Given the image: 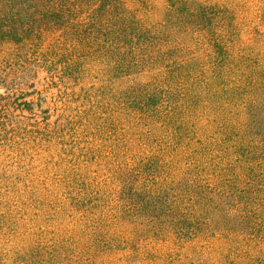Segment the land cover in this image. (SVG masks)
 Returning <instances> with one entry per match:
<instances>
[{
  "label": "trees",
  "instance_id": "1",
  "mask_svg": "<svg viewBox=\"0 0 264 264\" xmlns=\"http://www.w3.org/2000/svg\"><path fill=\"white\" fill-rule=\"evenodd\" d=\"M149 1L0 0V264H264V32Z\"/></svg>",
  "mask_w": 264,
  "mask_h": 264
},
{
  "label": "rangeland",
  "instance_id": "2",
  "mask_svg": "<svg viewBox=\"0 0 264 264\" xmlns=\"http://www.w3.org/2000/svg\"><path fill=\"white\" fill-rule=\"evenodd\" d=\"M166 0H153L150 4L164 6ZM203 6H215L219 10L229 12L232 21H228L226 26L230 30V40L234 43H247L251 40L252 34L264 32V0H193ZM33 91H46L41 87H35ZM4 90L0 89V94ZM36 97V96H32ZM30 99V98H29ZM28 99V100H29Z\"/></svg>",
  "mask_w": 264,
  "mask_h": 264
}]
</instances>
